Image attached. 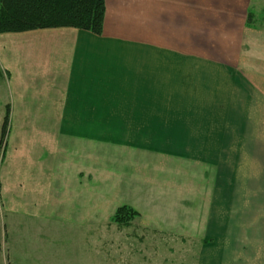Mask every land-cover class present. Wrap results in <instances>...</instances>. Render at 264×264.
I'll list each match as a JSON object with an SVG mask.
<instances>
[{
	"label": "crops",
	"instance_id": "crops-1",
	"mask_svg": "<svg viewBox=\"0 0 264 264\" xmlns=\"http://www.w3.org/2000/svg\"><path fill=\"white\" fill-rule=\"evenodd\" d=\"M212 1L105 0L102 35L74 28L0 34V71L9 74L5 104L11 122L0 169V207L83 232L129 205L140 213L142 228L203 241L201 264H264V194L239 205L236 214L244 216L247 210L254 219L238 220L237 232L230 233L220 219L215 224L212 213L219 217L220 212L213 210L205 179L163 178L127 187L132 163L198 168L193 160L123 139L101 140L120 136L115 131L121 128L107 133L93 123L127 120L133 101L145 99L148 89L159 88L162 95L166 75L193 88L197 72H203L204 87L214 97L221 96L217 82L248 79L236 74L230 50L207 43L211 37L197 38V24L212 16ZM252 86L244 84L242 115L222 120L259 118L252 109ZM141 90L144 98H136ZM230 96L242 94L235 88ZM6 106L0 110V127ZM61 122L68 123L63 127ZM101 156L112 165L106 178L100 174Z\"/></svg>",
	"mask_w": 264,
	"mask_h": 264
},
{
	"label": "rangeland",
	"instance_id": "rangeland-1",
	"mask_svg": "<svg viewBox=\"0 0 264 264\" xmlns=\"http://www.w3.org/2000/svg\"><path fill=\"white\" fill-rule=\"evenodd\" d=\"M212 2L224 7L213 5L212 16L207 23L197 24V38L202 35L208 39L211 37L214 42L207 40V43L230 50L232 63L238 66L236 74L248 79H244V83L242 79L226 84L217 82L221 96L214 97L204 87L203 72H197L193 88L187 87L186 82L183 86L173 83L166 75L162 95L159 88L157 92L154 88L148 89L145 99L133 101L127 120L109 119L93 123L99 122L101 131L107 133L121 128L115 129L116 133L121 132L120 136H100L101 140L122 142L123 139L144 149L193 160L198 168H179L168 160L164 164L171 163L172 166L161 168L157 162L132 163L127 187H139L163 178L205 179V185L210 188L208 193L213 194V210L220 212L218 218L215 212L212 213V217L217 219L215 224L220 219L221 223L228 225L229 232L235 234L238 220L254 219L247 210H243L244 216L236 214L239 205H245L247 201L253 203L264 194V0ZM249 15L252 16L250 22ZM6 75L4 80L9 77ZM248 82L253 84L249 92L255 102L251 101L256 104L252 109L259 118L248 122L222 120L227 116L242 115L239 107L247 101L243 99L244 84L247 86ZM6 85V81L0 79V110H4L9 97ZM235 88L242 94L241 98L230 96ZM254 89L257 96H253ZM143 93L144 90L141 94L138 92L136 98H144ZM66 123L61 122V126ZM1 124L0 142L4 121ZM10 124L6 141L0 147V169L6 161ZM103 157H100L99 168L101 176L106 178L107 167L112 165H108L111 161ZM126 165L130 166L128 162ZM116 178L120 180L119 176ZM121 207L131 208L138 214L129 226L122 227L113 222ZM117 210L108 222L77 232L53 227L0 207V264H201L203 241L184 240L142 228L138 224L140 213L129 205L120 206Z\"/></svg>",
	"mask_w": 264,
	"mask_h": 264
},
{
	"label": "trees",
	"instance_id": "trees-1",
	"mask_svg": "<svg viewBox=\"0 0 264 264\" xmlns=\"http://www.w3.org/2000/svg\"><path fill=\"white\" fill-rule=\"evenodd\" d=\"M105 14V0H0V34L74 28L102 35ZM248 20H252L251 15ZM0 79L5 81L1 71ZM9 123L8 105L0 147L6 141ZM137 216V212L131 208L121 207L113 217V222L122 227L129 226Z\"/></svg>",
	"mask_w": 264,
	"mask_h": 264
}]
</instances>
